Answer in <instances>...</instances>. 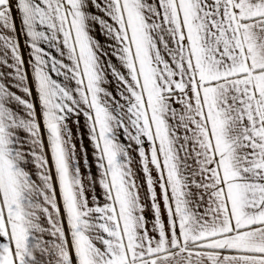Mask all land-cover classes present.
<instances>
[{
	"label": "snow or ice",
	"instance_id": "obj_1",
	"mask_svg": "<svg viewBox=\"0 0 264 264\" xmlns=\"http://www.w3.org/2000/svg\"><path fill=\"white\" fill-rule=\"evenodd\" d=\"M0 264H264V0H0Z\"/></svg>",
	"mask_w": 264,
	"mask_h": 264
}]
</instances>
